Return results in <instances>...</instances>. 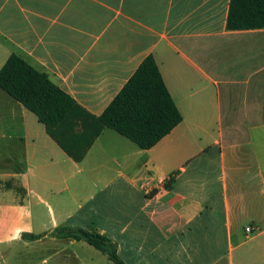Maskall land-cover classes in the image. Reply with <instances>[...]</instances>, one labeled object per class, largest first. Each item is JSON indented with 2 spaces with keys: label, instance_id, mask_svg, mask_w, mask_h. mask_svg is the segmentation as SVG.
<instances>
[{
  "label": "crops",
  "instance_id": "0c3cea01",
  "mask_svg": "<svg viewBox=\"0 0 264 264\" xmlns=\"http://www.w3.org/2000/svg\"><path fill=\"white\" fill-rule=\"evenodd\" d=\"M228 7L0 0V69L15 54L76 104L47 131L0 90V264H113L64 228L123 264H264V28L227 31ZM147 56L182 120L145 150L97 118Z\"/></svg>",
  "mask_w": 264,
  "mask_h": 264
},
{
  "label": "trees",
  "instance_id": "16d2710c",
  "mask_svg": "<svg viewBox=\"0 0 264 264\" xmlns=\"http://www.w3.org/2000/svg\"><path fill=\"white\" fill-rule=\"evenodd\" d=\"M225 28L227 31L264 28V0H229ZM0 90L7 93L38 122L50 130L58 126L76 107L71 97L53 84L22 58L11 54L0 69ZM182 120L151 56L138 68L97 118L102 128H109L141 149H149L166 136ZM174 172L164 182L169 188ZM57 238L83 241L105 254L113 264H123L117 256L116 244L103 235L84 229H60ZM39 235L23 234L31 241Z\"/></svg>",
  "mask_w": 264,
  "mask_h": 264
},
{
  "label": "built area",
  "instance_id": "2783aa9c",
  "mask_svg": "<svg viewBox=\"0 0 264 264\" xmlns=\"http://www.w3.org/2000/svg\"><path fill=\"white\" fill-rule=\"evenodd\" d=\"M251 229H252L251 227H246L245 232L249 233V232H251Z\"/></svg>",
  "mask_w": 264,
  "mask_h": 264
},
{
  "label": "rangeland",
  "instance_id": "374dc122",
  "mask_svg": "<svg viewBox=\"0 0 264 264\" xmlns=\"http://www.w3.org/2000/svg\"><path fill=\"white\" fill-rule=\"evenodd\" d=\"M22 258H26V259H29V256H27V255H24V257H22Z\"/></svg>",
  "mask_w": 264,
  "mask_h": 264
}]
</instances>
